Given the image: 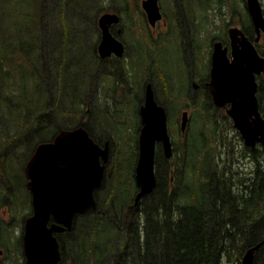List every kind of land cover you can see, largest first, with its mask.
I'll use <instances>...</instances> for the list:
<instances>
[{
	"label": "trees",
	"instance_id": "obj_1",
	"mask_svg": "<svg viewBox=\"0 0 264 264\" xmlns=\"http://www.w3.org/2000/svg\"><path fill=\"white\" fill-rule=\"evenodd\" d=\"M5 1L0 0V4L4 5ZM25 1L32 0L21 1L24 12L27 8ZM30 13L14 18L21 19V22L10 24V27H18V34L10 36H15L14 45H18L14 46L15 49L11 51L13 53H5V56L0 57L2 78L7 76L2 65L11 66L10 61L20 57V53L25 60L40 59L36 51L40 46H34L30 39L23 42L26 37L34 36L29 28L32 21L37 20V14L31 9ZM3 17L0 16V21ZM59 17L52 18L51 22H58ZM254 38L255 31L250 21V40ZM256 48L264 57V35ZM46 58V63L54 65L57 62V58L51 54ZM19 76L21 79L26 77L23 68ZM257 83L256 97L259 111L264 117V75L257 76ZM26 88L22 90L26 91ZM22 90H19L21 95L24 94ZM10 94L9 90L1 94L0 118L24 116L26 125L14 132H6L0 138V183L5 184L7 193V189L17 188V184L10 181L23 184L25 178L22 175L21 158L28 159L36 144L50 139L51 124L60 123L61 113L55 108H52V112L42 108L39 114L32 115L36 120L32 124L27 118L28 108L20 105L25 97L14 102ZM65 95L69 96L73 107L77 105L79 110L84 107L71 90H64L59 97ZM32 100L30 98L29 102ZM211 107L212 114L207 111L204 115L208 125L211 124L209 134L202 132L197 141L185 140L182 145L185 152L181 164L179 161V176H174L173 191L168 189L169 178L166 174L169 168L176 170V164L171 160L165 164L162 148L160 145L155 147L156 186L151 193L142 197V206L137 212L124 214L121 211L122 205L130 202L134 187L133 167L123 175L116 160L118 170L107 186V191L104 187L108 182L106 176L100 188L95 191L96 208L77 215L71 230L57 235L62 256L59 264H240L244 252L257 244L252 264H264V146L248 148L242 144L243 152L236 149L234 144L232 148L227 147L229 135L224 130L226 127L234 130L232 122L227 115L220 113L221 108ZM48 113L55 114L56 119ZM77 114L79 116L75 114L69 117L76 118L74 120L63 118V123H69L68 127L83 126L88 131L80 113ZM44 115L47 117L46 124L43 122ZM219 123L223 125L221 129H218ZM235 134L239 136L238 132ZM90 136L96 142L103 140ZM19 146H24V153H16V147ZM135 148L136 145L134 155H137ZM175 148L176 142V152ZM225 148L231 152L229 165H232V161L233 164L238 163L242 157H247L253 164L243 180L237 176L238 170L230 169L224 163ZM8 152H12L18 160L17 171L13 165L12 168L7 166L11 162ZM235 152L237 155H234Z\"/></svg>",
	"mask_w": 264,
	"mask_h": 264
},
{
	"label": "water",
	"instance_id": "obj_2",
	"mask_svg": "<svg viewBox=\"0 0 264 264\" xmlns=\"http://www.w3.org/2000/svg\"><path fill=\"white\" fill-rule=\"evenodd\" d=\"M247 11L257 36L248 40L240 30L230 29L234 39L231 59L219 42L211 54L209 91L217 107H226L233 127L245 146H264V117L256 97V77L264 73V57L254 43L264 32V16L258 0H246ZM150 24L161 17L157 0H143ZM119 20L116 13H104L98 19L103 31L101 45L113 39L119 50L121 43L108 31L111 22ZM140 130L138 155L134 167V181L138 192L134 205L156 186L154 171L155 144L161 142L165 158L172 156L167 129L166 111L158 104L150 84L139 108ZM188 122L187 112L181 115V131ZM109 157V142L100 146L82 126L60 130L51 141L40 142L24 164L26 187L31 194L32 213L24 219L22 233L23 264H58L61 259L55 233L71 230L74 218L96 208L95 191L104 178V163ZM258 245L248 248L240 264H252Z\"/></svg>",
	"mask_w": 264,
	"mask_h": 264
},
{
	"label": "flooded vegetation",
	"instance_id": "obj_3",
	"mask_svg": "<svg viewBox=\"0 0 264 264\" xmlns=\"http://www.w3.org/2000/svg\"><path fill=\"white\" fill-rule=\"evenodd\" d=\"M70 1V24L67 19V7L69 0H59L57 3L60 5V9L55 8V10L58 14H60V20L50 25H48L47 22L45 27L42 24L44 27V34L42 36H28L26 38L33 39V42L35 41V46L38 45L44 48V57L51 54L56 58H62V60L65 58L68 59L69 62H64V65L65 69L68 68V66L72 68V81L71 83L58 82L57 88L71 90V92L81 100L82 104L87 106L85 111L80 112L81 120L85 125H87L88 131L89 133L91 132V135L98 139H103L97 143L100 146H104L106 139L109 142V157L104 163L105 170L103 179H105V176H107L109 172L108 166H110L109 164L112 159L109 138L112 137L114 132L111 128L114 126V123L119 124L123 122V106L125 105L128 96H133L134 101H132V103L137 105V107H140L144 101V94L147 89V85L150 84L155 100L165 108L167 114V125L169 119L172 117L169 116V108L167 109L168 104L165 100L160 99V94L163 90H171L172 88L182 89L187 92L193 90L204 97L195 101H201L200 104L202 105H205L207 102L209 106H214L209 91L211 54L214 43L219 42L221 44V48L225 49L224 52L226 57L231 59L233 42L232 34H234V39H239L241 36L236 32H233L230 35L229 30H240L244 36L250 40L249 15L246 14L244 20L239 22L238 20L235 21L238 14L235 15L233 12L231 19L226 21L223 25L221 33L207 38L204 47L209 46L208 52L206 54L198 53L197 55L194 46L196 44L199 45L200 39L195 38L193 42H189L188 33L191 35L192 26L200 28L201 25L205 24L206 15L204 10L207 0H171L172 5L169 6L167 11L165 10L167 7L164 6L162 0H157L161 17L157 19L154 24H150L148 17L142 8L143 0H133V5L131 4V0H121L124 3L122 4V7L113 6L111 10L103 11L97 15L93 23L92 34L87 38H84V36L79 34V27L76 21L78 17V4H76V0ZM210 3L211 5H220L221 9H223L222 6L227 2L223 0H213ZM240 3L241 6L247 10L246 1L241 0ZM213 6L214 5H212V7ZM129 7H132L130 12ZM52 11H54V9ZM104 13H116L119 18L117 22H111L108 25V31L114 39L121 43V50L118 49L113 39H110L108 43L101 45L103 31L98 25V19ZM140 23H143V27H141V29L139 27ZM169 29L174 33V39L177 41L176 44L180 45L182 48V50L177 51L178 56L173 63L176 70L181 71V75L177 77L179 79H183V84L181 85L170 81L168 74L164 69L165 60L163 57L159 56L160 52H163L168 48V46L164 45V43H167L166 39L161 37V35L167 33ZM49 34L51 35V38H48ZM43 37H45V39H43ZM143 41H145L148 46H143ZM147 47H149V49H147ZM189 52L194 55L192 57V70H190ZM44 63L46 62L44 61ZM143 64H145L144 71ZM45 70L46 72L44 77L51 75L47 69ZM154 70L159 72L161 77L156 75L155 78L153 76ZM175 85L178 86L174 87ZM157 86L162 91L157 93ZM55 88L56 87L54 86V89ZM83 91L87 92L85 95L86 102L83 99ZM187 101L188 100H185L183 104L185 107L182 108L175 116L176 121L178 118V134L180 136L179 140L181 143H184L183 138H185L189 131L191 120V112L186 107L189 105ZM50 104L51 106L56 105L59 107L61 103L59 99L52 98ZM183 111H186L189 116L188 125L184 132L181 131V114ZM73 112L76 113L75 110L70 111V113ZM219 120L222 121L223 118L219 117ZM43 122L44 124L47 123L46 115L43 117ZM109 126L112 132L109 131ZM54 128L55 131L52 133L53 135H51L50 138H52L59 130L57 123L54 124ZM168 132L174 154L175 141L170 135L169 127ZM157 144L160 145V148H162V144L160 142ZM135 150L138 155V139L136 140ZM137 155H135L134 164L136 163ZM167 159H163L165 164H168L167 161H170L172 158ZM173 171L174 169L169 168L166 174L169 178L167 185L170 191H173L174 187L172 185L175 183L173 179ZM112 178L113 176L107 179L108 182L104 186L106 187V191ZM133 186L130 202L124 203L121 207V211H123L124 214H128L129 212L134 213L140 209V203L138 205H134V195L138 192L134 181ZM110 201H113V199H110ZM3 211L7 217L9 214H12V212L5 209V207L3 208ZM90 211L91 210H88L86 212ZM30 213L31 212H29V214ZM2 221L5 224L8 222L5 220ZM3 243L4 240L0 238V244Z\"/></svg>",
	"mask_w": 264,
	"mask_h": 264
},
{
	"label": "rangeland",
	"instance_id": "obj_4",
	"mask_svg": "<svg viewBox=\"0 0 264 264\" xmlns=\"http://www.w3.org/2000/svg\"><path fill=\"white\" fill-rule=\"evenodd\" d=\"M21 1L22 0H7L4 2V5L0 4V16H4L3 20L0 23V57L5 56L4 55L5 53H7L6 55H10L11 53H13L11 51L15 49L14 46L18 45V43H15L14 45V41L16 40L15 36L14 38L10 37L12 34L15 35L18 34L17 33L18 27H10V24L15 21L21 22V19H14V18L22 17V15L26 12L31 14L30 9L32 10L33 13H36L37 20L32 21L31 27L29 28V32L34 33L33 37H36L38 35L42 36L44 34V27L46 26L47 22L48 25H50L52 24L51 22L52 18L54 17L57 18L60 16V14H58L55 11V8L60 9V5L57 3L59 0H52V1L44 0L43 3L41 0H32L28 2L25 1L27 5L26 12L23 11V6L21 4ZM211 1L213 0L206 1V6L204 10L206 15L205 24L201 25L200 28H198L197 26L195 27L192 26L191 35L188 33L189 42H193L195 38L200 39L199 45L196 44L194 46L197 55L198 53L206 54L208 52L209 46L204 47L207 38L208 37L210 38L213 35H219L221 33V29L223 25L226 23V21H229V19H231V15L233 12L235 15L238 14L236 16L235 21L238 20L240 22L245 18L244 15L245 9L241 6L240 3L241 0H223L227 2L222 6L223 9H221V6L217 4H212L214 5L212 7L210 3ZM258 1L262 4V7L264 8V0H258ZM162 2L164 6L167 7V9H165L166 11L168 10L169 6L172 5L171 0H162ZM132 3H134L133 0H131V4ZM70 4L71 1L69 0V4L67 7V19L69 24L71 22ZM76 4H78V17L76 21L79 27V34L81 36H84V38H87L92 34L93 23L98 14H100L103 11L111 10L113 6L122 7V4L124 3L121 0H76ZM210 7L212 8L209 9ZM53 9L54 11H52ZM131 9L132 7H129V12ZM28 21L30 22L31 20L28 19ZM42 24H44V27ZM139 27L141 29V27H143V23H140ZM161 37L166 39L167 43H164V45L168 46V48L165 51L159 53V56L163 57L165 60L164 69L168 74V77L171 82H175L178 83V85H181L183 84L182 82L183 79L177 78L181 75V71L176 70L175 65L173 63L175 62L178 56L177 51L182 50V48L180 45L176 44L177 41H175L174 39V33L170 29L168 30L167 33L162 34ZM48 38H51L50 34L48 35ZM43 39H45V37H43ZM25 41H27V38L23 42ZM30 41L33 44H35V41L33 42V39H30ZM143 46H148L145 43V41H143ZM43 49L44 48L40 46V48L36 49V51L38 52L40 58L41 59L43 58V60L46 62L47 58L46 59L44 58ZM147 49H149V47H147ZM193 56L194 55L189 52L190 70H192L193 68L192 67ZM9 57L13 58L12 56ZM20 57H16L13 59L14 61L13 60L10 61L11 66H7L5 64L2 65L7 76L4 78L0 76V97L5 90L10 91L11 93L10 95L13 97L12 101L14 102L19 98H22V96L25 97L24 100L25 102L22 101L20 105L22 107L28 108L26 114L28 115L27 118L30 121H32V124H35L36 121L32 115L39 114V112L42 111V108H44L43 101L46 98H48L45 104V108L48 110L50 109L51 110L50 112H52V108L61 111V113H59L60 123H58V125L60 127H64L66 125L68 126L69 123L68 124L63 123V118L65 120H71L69 118V116L71 115L70 111H72V108H76L77 105L73 107L74 104L70 102L69 96L65 95L63 98H60L59 95L62 92L60 90H57L59 89L57 88L58 82L71 83L72 81V74H71L72 68L68 66V68L65 69V65H64V62L68 61V59L65 58L62 60V58L58 57L56 65L46 63L48 64V67H46L44 61L41 59H32L34 62L33 64L32 60H25L26 58L22 57L21 53H20ZM50 65H51V70L49 69ZM22 68L24 74L26 75V77L23 79H21V77L19 76L20 70ZM45 69H47V71H49V73L51 74L50 77H44V74L46 72ZM144 70H145V64H143V71ZM156 75H159L161 77V74L154 70L153 76L155 78ZM25 82H27V85ZM178 85H175L174 87H177ZM25 86L27 87L26 91H23L22 89ZM54 86L56 87L55 89ZM19 90H22L24 94L21 95V92ZM159 91L162 90L158 87L157 93ZM163 91L160 94L161 95L160 99L165 100L166 103L168 104L167 109L169 108V116L172 117L168 121V127L171 137L176 140V148H175L176 152L173 154L171 162L176 164L175 165L176 170L173 168L174 169L173 173L174 176L177 177L179 176L178 167L181 164V159H183L185 150L183 149L182 146L183 144L180 143L179 140L180 136L178 134L179 131L178 118L176 121L175 116L177 115L178 112L181 111L182 108L185 107L183 105L185 100H188L187 102L189 103V105H187L186 107L191 112V120H190L189 131L185 138H187L186 139L187 141L190 140L189 142H193L194 140L195 141L198 140L200 133L204 132L205 134H209V131L211 129V124L208 125V120L204 121L202 117L205 115L207 111L211 112V109L207 104V102L205 105H202L200 104L201 101H195L204 98L196 91L191 90L187 92L185 90L176 89V88H172L171 90H163ZM86 93H87L86 91L82 92L83 99L85 102H86L85 100ZM30 98H33L31 102H29ZM52 98L60 100L61 104L59 105V107H57L56 105L51 106L50 102ZM132 101H134L133 96H128L126 99V103L123 106V122L119 124L114 123V126L111 128V130L114 132L112 137L109 138L111 144L110 153L112 159L109 164L110 166H108L109 172L106 176V179H108L111 176L113 177L116 176V174L114 173L118 170V166L121 174L123 175L127 174L133 167V158H135L134 146L136 145L135 138L137 136L138 117H137V105L132 103ZM84 107L87 108V106ZM84 107H80L79 111L81 112L85 111ZM210 114H212V112ZM48 115L50 116L54 115L53 117L54 119H56L55 114L48 113ZM218 119L216 120L215 123H217ZM25 125H26V120L24 116H19L14 119L8 118V116L1 117L0 138L4 136L6 132H14L18 128L24 127ZM222 127L223 125L219 123L218 129L219 128L221 129ZM226 129L224 130V132L227 131V134L229 135V137H227L229 141L228 143H226V146L232 148L231 146L232 144H234L236 149L243 152L241 150L242 149L241 146L243 142L242 140H240V136L235 134L236 133L235 130H230L229 127H226ZM111 130L109 126V131ZM34 140L35 137L33 141ZM224 150H225L224 163H226V165L229 166L230 169L238 170L237 176H239V178L243 180V178L246 175H248L249 168L251 170V168L253 167V164H251L250 159H248L247 157H242L238 161V163L233 164L232 161V165H229L228 162H230L231 159V152L228 151L227 148H225ZM16 153L18 154L24 153V146L16 147ZM234 155H237V152H235ZM8 156L11 157L10 158L11 162H9L7 166L9 165V167L12 168L13 165L14 170L17 171L18 160L15 158V155L12 152H8ZM116 160L118 161V166L116 164ZM20 161L23 162L22 164L23 166L26 159L23 157L21 158ZM10 182L12 184H17V188L15 190H12V193L10 195H6L5 196L6 199L3 198L4 194H6L5 184L3 182H1L2 184L0 183L2 187V189L0 188V238L4 240V243L0 244V250H1L0 264H21L22 256L20 252L19 237L23 231L22 228L23 221L26 218V216L29 214V204L27 201V193L23 184L21 182H15V181L13 182L10 181ZM7 191H11V189H7ZM141 206L142 205H140V208ZM4 207L5 209L12 212V214H9L8 217L6 216V214H4L3 211ZM2 220L8 221L7 224H5ZM110 252L113 251L110 250Z\"/></svg>",
	"mask_w": 264,
	"mask_h": 264
},
{
	"label": "bare ground",
	"instance_id": "obj_5",
	"mask_svg": "<svg viewBox=\"0 0 264 264\" xmlns=\"http://www.w3.org/2000/svg\"><path fill=\"white\" fill-rule=\"evenodd\" d=\"M259 2V1H258ZM260 3V2H259ZM260 10H261V12H262V14H263V16H264V8L262 7V4L260 3ZM44 58H46V57H44ZM260 75H264V73H262V74H260ZM259 75V76H260Z\"/></svg>",
	"mask_w": 264,
	"mask_h": 264
}]
</instances>
